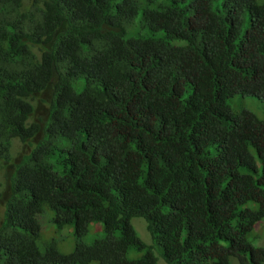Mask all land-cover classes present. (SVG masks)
I'll list each match as a JSON object with an SVG mask.
<instances>
[{
  "label": "trees",
  "instance_id": "trees-1",
  "mask_svg": "<svg viewBox=\"0 0 264 264\" xmlns=\"http://www.w3.org/2000/svg\"><path fill=\"white\" fill-rule=\"evenodd\" d=\"M236 93L264 101V0H0V264H264ZM47 211L71 252L39 245Z\"/></svg>",
  "mask_w": 264,
  "mask_h": 264
},
{
  "label": "rangeland",
  "instance_id": "rangeland-1",
  "mask_svg": "<svg viewBox=\"0 0 264 264\" xmlns=\"http://www.w3.org/2000/svg\"><path fill=\"white\" fill-rule=\"evenodd\" d=\"M228 105L230 106L232 112H239L243 109H246L253 112L259 119L264 121V101L259 99L258 97L236 93L228 99ZM51 215L52 211H47L45 217L40 220L41 226L38 237L39 245H42L43 242L47 240L55 239L58 243L60 251H62L63 253L71 252L74 248V236L71 233V228H69L68 226H63L61 228L56 227L49 219ZM131 224L136 230L138 236L146 243H150L151 238L148 231L146 230L145 220L141 217H133L131 219ZM101 227L102 226L99 223L90 224L89 232L84 237V240L86 242H90L94 237L101 235ZM250 239L253 245L264 247V219L254 227L250 235ZM155 253H157L158 264H166L164 260L159 256L158 252L155 251ZM140 255L141 253L137 252L135 257ZM90 264H98V262L93 261ZM231 264L239 263L236 259L232 258Z\"/></svg>",
  "mask_w": 264,
  "mask_h": 264
}]
</instances>
